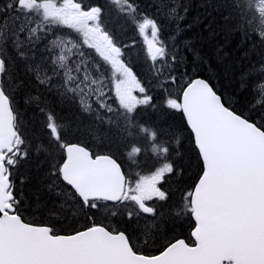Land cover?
Returning <instances> with one entry per match:
<instances>
[{
	"label": "snow or ice",
	"instance_id": "snow-or-ice-1",
	"mask_svg": "<svg viewBox=\"0 0 264 264\" xmlns=\"http://www.w3.org/2000/svg\"><path fill=\"white\" fill-rule=\"evenodd\" d=\"M106 3L147 41L158 104L104 27L103 6L0 0V264H264V0L210 5L224 14L228 31L261 50L242 85L256 77L250 98L234 103L189 73L191 57L158 39V20L141 13L136 0ZM157 8L167 19L184 18L166 0ZM60 29L79 40L61 39ZM216 35L209 25V37ZM42 41L47 55L38 60ZM84 46L110 66V75ZM28 75L91 122L83 130L70 126L57 120L46 98L25 92V104L43 116L26 135L15 104ZM141 105L158 111L162 122H140ZM170 111L180 114L183 128L166 123ZM102 125L113 135L101 137ZM185 129L187 136L178 135ZM81 135L101 146L108 140L109 152L115 146L135 163L149 153L150 174L126 176L113 155L95 153ZM33 158L46 167L26 192L33 178L21 170ZM169 181L175 192L164 189Z\"/></svg>",
	"mask_w": 264,
	"mask_h": 264
},
{
	"label": "trees",
	"instance_id": "trees-1",
	"mask_svg": "<svg viewBox=\"0 0 264 264\" xmlns=\"http://www.w3.org/2000/svg\"><path fill=\"white\" fill-rule=\"evenodd\" d=\"M159 2L160 0H136L141 13L158 20L161 26L158 39L163 40L173 52L178 51L191 57L187 63L189 73L195 78L207 80L214 90L225 97L229 103H234L237 99L243 102L245 98H250L251 85L256 77H249L246 87L242 85L245 84V74L249 73L251 67L262 59L261 50L258 45L253 43V40H246L241 32L228 31L223 19L224 14L215 11L210 6L212 4L219 6V0H166L169 5H177L180 15L184 17L182 20L167 19L162 8L158 11L157 5H159ZM95 5L105 8L104 27L114 36L116 43L122 48L124 52L122 58L132 67L137 79L145 87L146 93L151 95L154 102L158 104L161 93L157 87L156 79L150 71L151 60L144 39L132 25L127 23L123 16H119L111 10L106 0H82V6L84 7ZM184 8L187 9L186 12ZM209 25L218 33L213 38L209 37ZM56 35L61 39L79 40L78 34L75 32L67 33L64 29L57 30ZM45 43H48V41H42L37 45L35 56L38 60L42 55H47L44 52ZM186 45H190L194 51H189L185 47ZM217 46L221 49L219 53L217 52ZM81 51L85 52L91 60H95L108 69V75L111 74L110 66L104 64L102 58L94 49L84 46ZM246 51L247 56H245ZM9 52H11V49H9ZM22 75L24 74L22 73ZM26 79L27 87L16 97L15 107L20 113L22 131L29 137L32 136L33 129L42 123L43 116L38 113L34 106L25 104V92H30L33 96L40 95L42 99L46 98L57 120L67 121L70 126H80L83 130L91 122V118L86 114H82L76 104L63 102L54 91H45V86L39 84L34 76L28 75ZM113 107L118 106L113 104ZM137 112L139 113L138 120L142 123L151 125L162 122L160 113L151 107L141 105ZM106 115L112 116L113 113H107ZM165 121L176 128L184 127V121L179 113L170 111ZM73 131H75V127H73ZM106 132L107 126H100V136L103 137ZM113 133L114 130L113 132H107L109 136H112ZM178 135L187 136L188 132L185 129L183 133H178ZM67 139L76 142L77 136L70 135ZM79 139L80 142L93 146V151L97 154L113 155L122 165L128 177L135 178L137 174H150L149 168L152 161L147 152L138 158L139 163H135L122 155L121 151H118L115 146H112L111 152H109L108 145L110 142L108 140H105L104 146H101L98 140H93L87 136L81 135ZM146 163L149 165L148 167L145 166ZM44 167H46V164H44L42 158H33L24 165L21 171L33 178L32 183L25 189L26 192L30 191L32 184H36L38 178L43 175ZM20 179L16 181L18 186ZM175 188L176 185L172 181L164 185L166 191L175 192ZM182 234L187 235L186 231Z\"/></svg>",
	"mask_w": 264,
	"mask_h": 264
},
{
	"label": "rangeland",
	"instance_id": "rangeland-1",
	"mask_svg": "<svg viewBox=\"0 0 264 264\" xmlns=\"http://www.w3.org/2000/svg\"><path fill=\"white\" fill-rule=\"evenodd\" d=\"M68 33V32H67ZM143 37V36H142ZM143 39H144V37H143ZM149 39H150V30H149ZM145 40V39H144ZM146 41V40H145ZM146 44H147V41H146ZM76 50L74 49L73 50V52H75ZM135 92V91H134ZM109 100H111L112 101V99H109Z\"/></svg>",
	"mask_w": 264,
	"mask_h": 264
},
{
	"label": "bare ground",
	"instance_id": "bare-ground-1",
	"mask_svg": "<svg viewBox=\"0 0 264 264\" xmlns=\"http://www.w3.org/2000/svg\"><path fill=\"white\" fill-rule=\"evenodd\" d=\"M87 2V1H86ZM148 16V15H147Z\"/></svg>",
	"mask_w": 264,
	"mask_h": 264
}]
</instances>
